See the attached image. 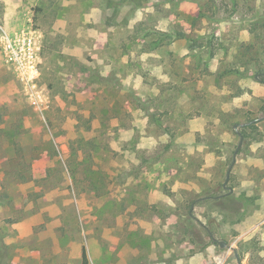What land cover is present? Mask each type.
I'll return each mask as SVG.
<instances>
[{"label": "rangeland", "instance_id": "374dc122", "mask_svg": "<svg viewBox=\"0 0 264 264\" xmlns=\"http://www.w3.org/2000/svg\"><path fill=\"white\" fill-rule=\"evenodd\" d=\"M84 245L264 264V0H0V264H84Z\"/></svg>", "mask_w": 264, "mask_h": 264}, {"label": "built area", "instance_id": "2783aa9c", "mask_svg": "<svg viewBox=\"0 0 264 264\" xmlns=\"http://www.w3.org/2000/svg\"><path fill=\"white\" fill-rule=\"evenodd\" d=\"M15 66L21 73L22 77L28 76L29 73L37 71V51L38 45L34 36L30 32L21 33L14 41L9 42Z\"/></svg>", "mask_w": 264, "mask_h": 264}, {"label": "water", "instance_id": "95a60500", "mask_svg": "<svg viewBox=\"0 0 264 264\" xmlns=\"http://www.w3.org/2000/svg\"><path fill=\"white\" fill-rule=\"evenodd\" d=\"M234 127L236 128L237 125H234ZM238 134L240 136V140L238 142V145H237L236 149L234 150L232 162H231V164H230V166H229V168L227 170L226 178H225V181H224V184H223L224 188L227 187V183H228L229 178H230L231 170H232V168H233V166H234V164L236 162V156H237V154H238V152H239V150H240V148L242 146L243 140H244V135L242 134V132L238 131ZM192 208H193V205H192ZM212 238H213V240H217V238L215 236H212ZM219 243H220L221 246H224L226 244L225 241H222V240H219Z\"/></svg>", "mask_w": 264, "mask_h": 264}, {"label": "trees", "instance_id": "16d2710c", "mask_svg": "<svg viewBox=\"0 0 264 264\" xmlns=\"http://www.w3.org/2000/svg\"><path fill=\"white\" fill-rule=\"evenodd\" d=\"M242 134H243V132H242ZM243 135H245V134H243ZM227 198H232V197L228 196ZM82 258H83L84 264H88V253H87V248L85 245L82 248Z\"/></svg>", "mask_w": 264, "mask_h": 264}]
</instances>
